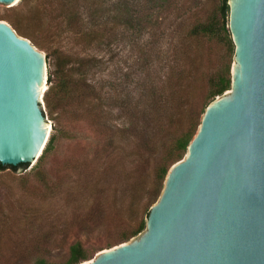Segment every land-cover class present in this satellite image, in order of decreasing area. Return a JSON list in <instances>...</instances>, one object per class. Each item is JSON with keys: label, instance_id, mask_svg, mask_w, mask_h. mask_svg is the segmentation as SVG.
Instances as JSON below:
<instances>
[{"label": "trees", "instance_id": "16d2710c", "mask_svg": "<svg viewBox=\"0 0 264 264\" xmlns=\"http://www.w3.org/2000/svg\"><path fill=\"white\" fill-rule=\"evenodd\" d=\"M21 1L27 4V0ZM152 1L153 11L158 12L168 0ZM62 2L66 6L71 4L68 0ZM71 5L65 16L72 22L75 17L78 21L75 24L69 22L68 28L79 35L84 44L97 42L102 45L105 35L103 24L99 21L90 29L85 27ZM94 17L102 16L96 14ZM10 25L17 35L36 45L34 32L43 27V13L31 7L20 19L11 20ZM227 26V0H219L206 19H195L189 26L185 25L184 30L175 32L166 75L144 73L132 90L131 84L120 78L112 80L109 91L104 90L102 80L90 83V74L99 69L101 63L85 51L55 47L46 55L48 69L47 88L42 97L44 107L50 116L57 111L58 114H66L73 123L87 126L96 140V148L89 161L92 167L87 171L76 168L75 179L64 191L59 190L60 186L40 179L38 183L43 191L38 202L18 203V215L15 209L9 208L13 216L17 215L18 223L26 220L30 227L35 225L29 239L22 240L11 231L8 217L0 213V264H79L89 260L93 251L86 249L82 241L75 240L66 247L65 260L53 261L54 257L60 256L63 246L56 247L55 252L49 247L57 244V235L66 234L74 225L85 235L94 237L101 234L98 229L106 220L103 231L114 238L95 252L127 242L144 230L149 209L160 195L169 166L183 158L205 106L230 88L234 46ZM204 45L222 47L228 61L214 72L203 73L200 69ZM197 72L201 75L199 83ZM205 86L206 102L199 112L192 104L197 91ZM113 111L118 112L116 118L122 122L117 123ZM55 140V134L50 133L33 166L35 169L40 168L54 149ZM154 153L159 155V163L149 184L143 165L145 158ZM167 159L172 162L166 164ZM27 167L28 164L0 165V170L15 172ZM57 193H65L64 203L75 207V216L68 222L61 223V213L47 206L50 204L48 200ZM145 195L150 200L141 215L140 200ZM107 215L108 218L105 217Z\"/></svg>", "mask_w": 264, "mask_h": 264}, {"label": "water", "instance_id": "95a60500", "mask_svg": "<svg viewBox=\"0 0 264 264\" xmlns=\"http://www.w3.org/2000/svg\"><path fill=\"white\" fill-rule=\"evenodd\" d=\"M17 2L0 0V17ZM227 5L229 90L204 109L144 230L79 264H264V0ZM46 78L45 57L0 21V165L35 169Z\"/></svg>", "mask_w": 264, "mask_h": 264}, {"label": "rangeland", "instance_id": "374dc122", "mask_svg": "<svg viewBox=\"0 0 264 264\" xmlns=\"http://www.w3.org/2000/svg\"><path fill=\"white\" fill-rule=\"evenodd\" d=\"M68 1L74 7V12L80 17L79 20L85 27L90 29L99 21L103 24L105 35L102 45L97 42L84 44L83 39L68 28L69 22L72 21L69 20L68 16H65V12L71 8L69 4L64 5L62 0H27V4L18 0L9 13L0 17V21L10 25L11 20L20 19L31 7L41 10L43 27L40 31L34 32L38 43L35 45L29 40L31 44L45 59L46 55L55 47L64 49L74 47L73 50L75 51H85V53L98 58L101 63L100 68L90 74L89 80L92 84L102 80L106 91L110 90V83L116 78L127 80L131 84L130 90H132L137 81L143 78L144 73L153 75L155 72H159L161 76L166 75L175 32L182 30L185 25L189 26L195 19H206L209 12L219 2V0H168L162 4V8H159L158 12H154L152 0ZM96 14L102 17H94ZM119 15L121 17H118ZM140 18L142 19L140 20ZM77 21L75 17L72 24ZM115 21L117 22L116 25L114 24ZM112 32L115 33L114 36H112ZM83 48L84 50H82ZM202 48L203 56L200 70L203 73L214 72L222 67L224 61H228V56H225L222 47L204 45ZM232 64L231 59L230 71ZM47 69L46 64V74ZM126 76L128 77L126 78ZM197 77H199V83L201 75L198 72ZM197 84L196 87H198ZM196 90L197 88L195 92ZM206 91L205 86L195 94L192 107L196 111L200 112L204 108ZM43 108L44 117L50 126L49 134L54 133L56 136L54 149L45 157L38 170L33 169L29 173L20 170L18 175L11 170H0V213L2 212L8 217V222L12 227L11 231L23 238L22 240L29 239L35 225L30 227L26 220L18 223L16 220V216L19 214L17 213L18 203L27 204L31 200L36 202L40 200L43 191L40 183H38L40 179L60 186L59 190L64 191L66 186L75 179L76 168H83L87 171L92 167L89 161L96 148L95 137L86 125L73 123L66 114H58L57 111L50 116L44 106ZM113 112L116 118L118 112ZM116 121L117 123L122 122L118 118ZM171 162L168 159L165 161L166 164ZM81 163L83 165H80ZM158 163L159 155L157 153L145 158L143 166H145L149 184L152 183L153 170ZM37 171L40 172L36 173ZM65 195V193H57L54 198L48 200L50 204L47 205L57 213H61L59 214L63 216L61 223L68 222L72 216H75L73 213L75 207L72 204L64 203ZM148 200H150L148 195L143 196L140 200L141 215ZM9 208L15 209L17 215L13 216L9 212ZM105 217L108 218V215ZM104 223L106 220L98 229L101 234H96L94 237L85 235L76 228V225L69 229L66 234L57 235L59 241L57 244L53 243L49 249L55 252L56 247L63 246V251L59 257H54L53 261L65 260L66 247L75 240L82 241L86 249L93 251L91 258H94L100 252L94 250L104 247L105 242L114 238L104 233Z\"/></svg>", "mask_w": 264, "mask_h": 264}, {"label": "bare ground", "instance_id": "6f19581e", "mask_svg": "<svg viewBox=\"0 0 264 264\" xmlns=\"http://www.w3.org/2000/svg\"><path fill=\"white\" fill-rule=\"evenodd\" d=\"M46 89V83H44V86H43V91ZM47 129H48V134H49V132H50V126L49 125H47ZM88 262V261H87ZM86 262V263H87Z\"/></svg>", "mask_w": 264, "mask_h": 264}]
</instances>
